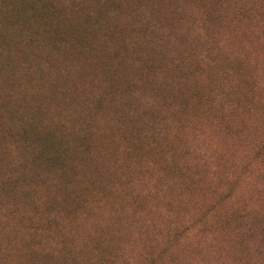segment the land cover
<instances>
[{"label": "rangeland", "instance_id": "374dc122", "mask_svg": "<svg viewBox=\"0 0 264 264\" xmlns=\"http://www.w3.org/2000/svg\"><path fill=\"white\" fill-rule=\"evenodd\" d=\"M162 2L0 0V264H264V0Z\"/></svg>", "mask_w": 264, "mask_h": 264}, {"label": "trees", "instance_id": "16d2710c", "mask_svg": "<svg viewBox=\"0 0 264 264\" xmlns=\"http://www.w3.org/2000/svg\"><path fill=\"white\" fill-rule=\"evenodd\" d=\"M143 1H145L148 4V6H151L152 4L155 3L153 5L155 8L152 7V9L158 10V12L161 11V7H163L162 0H143ZM99 2L101 5H103L102 7H104V5L106 4L107 8L116 10L118 8V5H119L118 3H120V0H99ZM261 178H263L262 175H261ZM255 190L259 191L258 194H256V196H253L252 194H250V195H251V198L254 202L259 203L261 201L260 197L264 196V180L263 179L260 180V182L258 183V187L255 188ZM230 221H232L235 224V227H234L235 232L238 231L242 235H245L248 232L249 233L248 237H250V235H251V238L253 236V234H252L253 225L256 227V223L258 222L255 218L251 219L250 217H242L241 221H240V218L238 220L237 219L235 220L234 217L233 218L231 217ZM258 226H259V224H257V229H258ZM188 231H189V228H185L182 233H185V232L188 233ZM249 242L250 241L248 239V240H246L245 243L244 242L239 243L238 251L240 249L245 253V255H247V252L249 254L250 249L247 245ZM262 242L263 243L260 247V251H262V253H264V239L262 240ZM48 256L53 257L54 253H52V255H49V253H48Z\"/></svg>", "mask_w": 264, "mask_h": 264}]
</instances>
